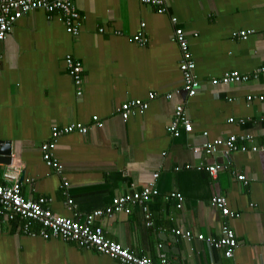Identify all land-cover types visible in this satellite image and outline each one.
<instances>
[{
	"label": "crops",
	"instance_id": "obj_1",
	"mask_svg": "<svg viewBox=\"0 0 264 264\" xmlns=\"http://www.w3.org/2000/svg\"><path fill=\"white\" fill-rule=\"evenodd\" d=\"M166 5L169 12L158 14L139 0H75L77 36L65 31L59 13L37 10L14 24L0 42V142H8L12 154L10 165L0 163V183L9 173L21 183L25 200L50 199V211L74 219L154 183L159 194L130 214L95 222L108 240L156 263L165 256L169 264H264V151L225 155L220 149L206 155L192 150L243 134H251L257 147L264 145V102L247 101L264 93V0H166ZM170 17L185 33L202 85L197 96L183 101L193 131L177 138L166 131L180 98L168 101L165 95L181 86ZM240 31L252 34L245 40L232 36ZM138 34L143 45L129 41ZM67 55L82 64L79 97L65 67ZM227 71L249 79L211 84ZM151 93L156 97L146 111L121 119L122 103L148 101ZM93 116L102 128L92 126ZM73 123L91 128L86 135L57 140L58 175L44 163L40 148L53 126ZM214 163L229 170L211 178L196 168ZM239 174L246 185L236 179ZM62 179L68 183L66 195ZM172 192L183 201L167 198ZM215 196L226 199L231 217L210 207ZM24 224L18 218L0 224V264H122L59 238L30 237ZM223 225L238 241L230 259L223 249L196 238H217ZM30 230L38 232L40 226L31 223ZM178 230L190 232L191 242L176 235Z\"/></svg>",
	"mask_w": 264,
	"mask_h": 264
},
{
	"label": "built area",
	"instance_id": "obj_2",
	"mask_svg": "<svg viewBox=\"0 0 264 264\" xmlns=\"http://www.w3.org/2000/svg\"><path fill=\"white\" fill-rule=\"evenodd\" d=\"M140 3L153 8L158 14H167L169 8L166 5V0H139ZM41 10L47 14L59 13L60 19L65 26V31L71 36H77L80 29V15L77 11L74 0H0V42L3 41L12 31L14 24L27 14ZM170 22L173 25L171 40L177 45L181 57L179 61V70L181 73V86L172 93L165 95V98L170 101L175 96L180 98V102L175 105L173 117L166 127V131L172 137H179L181 132L190 134L193 131V125L187 115L185 104L190 98L197 96L202 85L195 75V61L192 57L188 40L181 27L177 26L178 20L176 17H170ZM144 26V25H142ZM251 31H240L232 36L240 40L247 39ZM130 42L143 45L145 42L141 34L133 36L129 39ZM65 67L68 75L71 78L77 97L82 95L83 89V68L82 64L74 59L71 55L65 57ZM264 71V68L261 69ZM248 76L240 74L237 71H227L220 78L213 79V86L241 84L248 81ZM156 95L149 94L148 101L133 99L122 103L117 109L121 119L126 122L130 117L138 113L146 111L149 107V101L154 100ZM253 99L264 102V93L252 97L248 96L247 101ZM241 122V121H240ZM92 126L102 128L103 123L99 121L97 116L92 117ZM243 123V122H241ZM91 128V125H83L81 123H73L65 126H53L51 128L50 139L41 145L42 159L44 163L52 168L58 175L61 174L62 166L55 155V147L57 140L61 136L77 133L86 135ZM207 136V133H203ZM247 143L251 146L248 147ZM220 149L225 155L233 152L241 153H256L264 151V145L257 147L253 144V136L251 134L230 135L225 138H217L212 142H204L200 147H194L192 150L195 154L203 152L206 155H212L219 152ZM186 165V168H189ZM198 171L204 170L211 178L225 170H229L228 165L214 163L206 166H197ZM157 173L153 175L156 179ZM4 181L0 183V224L11 223L16 218L25 222L23 233L30 237H41L45 240L50 238H59L65 243H74L84 249H92L101 254L108 256L111 259L118 260L122 264H169L165 256H161L159 262L156 263L147 257H140L120 244L108 240L101 227L95 225V222L103 217H109L115 214L123 213L130 214L131 208L142 204L149 200L151 196H157L158 190L154 188V183L150 184L140 193L132 195H122L115 197L111 204L102 209H96L81 218H62L56 215L47 208V203L50 199L39 198L36 201L24 200L20 194V182L15 176L4 173ZM236 179L247 184L246 178L243 175H236ZM68 183L62 179L60 188L63 194L66 195ZM167 198L175 199L178 202L183 201V197L179 193L172 192ZM67 207L69 210L75 209L73 201L67 199ZM210 207L221 213L224 218L231 217L232 213L228 209L227 201L222 196H215L210 200ZM37 223L40 226L38 232L30 230V224ZM176 235L182 237L187 242H191L193 235L190 232L175 231ZM196 238L199 241L206 242L214 249H223L224 257L232 258L234 250L238 246V241L233 229L227 225L221 227L220 235L217 238L198 235Z\"/></svg>",
	"mask_w": 264,
	"mask_h": 264
},
{
	"label": "water",
	"instance_id": "obj_3",
	"mask_svg": "<svg viewBox=\"0 0 264 264\" xmlns=\"http://www.w3.org/2000/svg\"><path fill=\"white\" fill-rule=\"evenodd\" d=\"M0 163L3 165H10L12 160V154L10 145L8 142H0Z\"/></svg>",
	"mask_w": 264,
	"mask_h": 264
},
{
	"label": "trees",
	"instance_id": "obj_4",
	"mask_svg": "<svg viewBox=\"0 0 264 264\" xmlns=\"http://www.w3.org/2000/svg\"><path fill=\"white\" fill-rule=\"evenodd\" d=\"M74 5H75V0H74ZM76 7V6H75ZM77 9V8H76ZM78 11V10H77ZM190 47V46H189ZM192 54V53H191ZM180 57H181V53H180ZM193 57V56H192ZM102 209V208H101Z\"/></svg>",
	"mask_w": 264,
	"mask_h": 264
},
{
	"label": "bare ground",
	"instance_id": "obj_5",
	"mask_svg": "<svg viewBox=\"0 0 264 264\" xmlns=\"http://www.w3.org/2000/svg\"><path fill=\"white\" fill-rule=\"evenodd\" d=\"M20 194H21V183H20ZM22 196V195H21ZM23 197V196H22ZM24 199V198H23ZM25 200V199H24Z\"/></svg>",
	"mask_w": 264,
	"mask_h": 264
}]
</instances>
